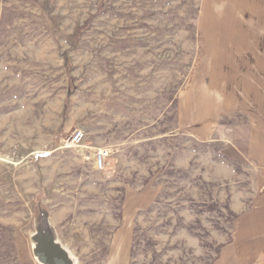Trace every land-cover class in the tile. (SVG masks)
I'll return each mask as SVG.
<instances>
[{
  "label": "rangeland",
  "instance_id": "rangeland-1",
  "mask_svg": "<svg viewBox=\"0 0 264 264\" xmlns=\"http://www.w3.org/2000/svg\"><path fill=\"white\" fill-rule=\"evenodd\" d=\"M202 5L0 0V264H43L39 233L106 264L126 199L144 205L131 264L214 263L263 180L231 129L244 118L207 140L190 123Z\"/></svg>",
  "mask_w": 264,
  "mask_h": 264
},
{
  "label": "crops",
  "instance_id": "crops-1",
  "mask_svg": "<svg viewBox=\"0 0 264 264\" xmlns=\"http://www.w3.org/2000/svg\"><path fill=\"white\" fill-rule=\"evenodd\" d=\"M198 39L190 123L207 140L220 119L244 118L231 129L263 180L251 206L238 212L231 239L213 264H264V0H203ZM136 203H124V222L112 236L106 264H131L130 220L144 206Z\"/></svg>",
  "mask_w": 264,
  "mask_h": 264
},
{
  "label": "water",
  "instance_id": "water-1",
  "mask_svg": "<svg viewBox=\"0 0 264 264\" xmlns=\"http://www.w3.org/2000/svg\"><path fill=\"white\" fill-rule=\"evenodd\" d=\"M35 240V252L43 264H72L62 246L46 234H37Z\"/></svg>",
  "mask_w": 264,
  "mask_h": 264
},
{
  "label": "built area",
  "instance_id": "built-area-1",
  "mask_svg": "<svg viewBox=\"0 0 264 264\" xmlns=\"http://www.w3.org/2000/svg\"><path fill=\"white\" fill-rule=\"evenodd\" d=\"M85 140V133L83 130H76L71 138L67 142L68 147L77 146L83 143ZM109 150L103 148L98 150V152L95 154V166L98 169H101L104 167V164L106 163V160L109 156Z\"/></svg>",
  "mask_w": 264,
  "mask_h": 264
},
{
  "label": "trees",
  "instance_id": "trees-1",
  "mask_svg": "<svg viewBox=\"0 0 264 264\" xmlns=\"http://www.w3.org/2000/svg\"><path fill=\"white\" fill-rule=\"evenodd\" d=\"M221 252V251H220ZM108 254H109V248L107 249V251H106V256H108Z\"/></svg>",
  "mask_w": 264,
  "mask_h": 264
}]
</instances>
